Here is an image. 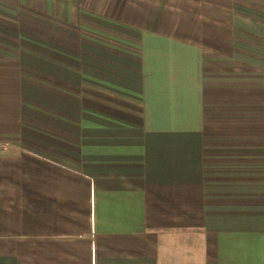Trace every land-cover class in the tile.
Here are the masks:
<instances>
[{
    "label": "crops",
    "instance_id": "1",
    "mask_svg": "<svg viewBox=\"0 0 264 264\" xmlns=\"http://www.w3.org/2000/svg\"><path fill=\"white\" fill-rule=\"evenodd\" d=\"M0 264H264V0H0Z\"/></svg>",
    "mask_w": 264,
    "mask_h": 264
}]
</instances>
